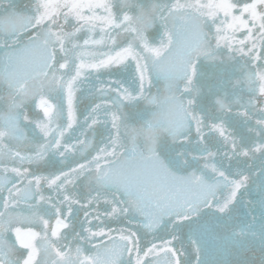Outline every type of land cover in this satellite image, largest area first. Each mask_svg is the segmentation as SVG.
I'll list each match as a JSON object with an SVG mask.
<instances>
[{"label":"snow or ice","instance_id":"snow-or-ice-1","mask_svg":"<svg viewBox=\"0 0 264 264\" xmlns=\"http://www.w3.org/2000/svg\"><path fill=\"white\" fill-rule=\"evenodd\" d=\"M0 264H264V0H0Z\"/></svg>","mask_w":264,"mask_h":264}]
</instances>
